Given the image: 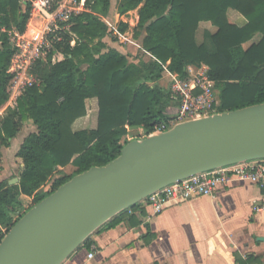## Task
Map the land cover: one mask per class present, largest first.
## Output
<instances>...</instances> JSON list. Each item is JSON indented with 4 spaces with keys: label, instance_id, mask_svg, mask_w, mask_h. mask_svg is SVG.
Here are the masks:
<instances>
[{
    "label": "trees",
    "instance_id": "obj_1",
    "mask_svg": "<svg viewBox=\"0 0 264 264\" xmlns=\"http://www.w3.org/2000/svg\"><path fill=\"white\" fill-rule=\"evenodd\" d=\"M85 4V11L69 19L64 41L33 67L38 83L0 119V147H9L24 122L35 126L16 153L22 164L18 183L0 180V240L2 230L6 233L71 177L105 165L129 141L158 133L155 125L166 120L172 103L168 84L160 83L167 73L184 77L186 67L207 65L217 90V112L264 103V0H123L119 14L138 12L133 37H141L143 54L136 61L103 41L111 0ZM30 8L31 0H0V107L8 99L11 77L9 33L25 31ZM228 9L240 13L246 24L229 22ZM201 22L215 31H204L198 43ZM118 27L123 33L128 24ZM57 53L62 58L53 61ZM92 98L97 101L96 127L74 131L73 123L86 115V100ZM134 128L140 133L132 135ZM68 166L73 170L66 174ZM21 195L31 199L30 207H23Z\"/></svg>",
    "mask_w": 264,
    "mask_h": 264
},
{
    "label": "water",
    "instance_id": "obj_2",
    "mask_svg": "<svg viewBox=\"0 0 264 264\" xmlns=\"http://www.w3.org/2000/svg\"><path fill=\"white\" fill-rule=\"evenodd\" d=\"M255 159H264V103L133 139L116 158L74 175L28 209L0 240V264H61L97 229L156 190Z\"/></svg>",
    "mask_w": 264,
    "mask_h": 264
},
{
    "label": "crops",
    "instance_id": "obj_3",
    "mask_svg": "<svg viewBox=\"0 0 264 264\" xmlns=\"http://www.w3.org/2000/svg\"><path fill=\"white\" fill-rule=\"evenodd\" d=\"M128 14H134V18L127 19ZM229 17L228 20L237 26H243L247 22L235 10ZM116 20L118 23H127L128 29H131L138 22L137 9L125 14H119L117 10ZM35 29L32 22L28 34H33ZM8 107L7 103L0 107V119L7 114L5 112ZM84 120L86 118L81 117L75 122ZM29 122L31 121L24 122L22 129L9 141V147L14 148L15 155L23 139L33 131L31 128H35L34 125L30 127ZM27 126L30 128L26 129ZM20 133L27 134L21 136ZM9 147H0L2 173L5 171L3 150ZM18 161L21 162L19 158ZM1 172L0 180H11L6 179ZM26 198L30 200L25 195L20 197L23 207ZM263 205L264 183L259 185L236 179L226 187H218L209 196L198 195L187 200L172 201L156 215L152 214L151 207L143 200L134 208L117 214L92 233L66 262L264 264V209L255 210V207ZM92 244L96 246V251L93 258L87 260L86 254Z\"/></svg>",
    "mask_w": 264,
    "mask_h": 264
},
{
    "label": "built area",
    "instance_id": "obj_4",
    "mask_svg": "<svg viewBox=\"0 0 264 264\" xmlns=\"http://www.w3.org/2000/svg\"><path fill=\"white\" fill-rule=\"evenodd\" d=\"M85 3L86 0H31L25 31L9 33L13 55L7 68L11 76L6 88L8 106H16L22 93L38 83L32 72L33 67L64 41V35L70 29L69 19L85 11ZM32 22L36 29L33 34H28ZM118 36L120 38L121 34ZM74 43V40L70 41V45ZM185 71L184 77L167 73L172 103L166 109V120L155 125L159 132L183 121L217 113V90L208 75V67L188 66ZM234 179L262 185L264 159L238 162L189 176L156 190L145 201L151 207L152 214L156 215L172 201L187 200L198 195L209 196L215 189L226 187ZM263 209L264 205L255 207L256 211ZM95 251L96 246L92 244L86 259L93 258ZM61 264L68 263L65 260Z\"/></svg>",
    "mask_w": 264,
    "mask_h": 264
},
{
    "label": "rangeland",
    "instance_id": "obj_5",
    "mask_svg": "<svg viewBox=\"0 0 264 264\" xmlns=\"http://www.w3.org/2000/svg\"><path fill=\"white\" fill-rule=\"evenodd\" d=\"M123 1V0H121ZM118 2V0H111V5H110V9H109V14L107 18H103L104 21H106L107 23V35L103 38V41L107 44V46L111 49H115L117 51H120L121 53L128 55V60L129 61H136V57H139L143 54V50L140 46V40L141 37H133V35H131L132 31L134 29V27H132L131 29H127L125 32L121 33L120 38H118V20H116V14H117V10H118V5L121 3ZM23 4H24V0H22ZM119 3V4H118ZM232 9L227 10V17L230 16V14L232 13ZM127 19H131L134 18V14H128V16H126ZM230 18V17H229ZM228 18V19H229ZM230 22V21H229ZM209 30L211 32L215 31V27H213L209 22H201L198 26V29L196 31V41L198 43L202 42L203 40V36H204V31ZM258 39V36L254 37V41H256ZM247 45V44H246ZM62 58V55L60 54H56L54 57V60H59ZM200 66H206L207 65H200ZM199 66V67H200ZM195 67V66H194ZM85 68V67H84ZM168 74H166L162 80L160 81V83L162 85H167L168 84ZM16 106H9L8 109L6 110L5 113L12 111L13 109H15ZM5 115V114H4ZM86 118V120L82 121V122H74L72 125V128L74 130L77 129H88V128H95L96 123H97V101L95 98L92 99H88L86 100V115L84 116ZM30 127L32 124V122H29ZM26 124V123H25ZM29 126H27L26 129L30 128ZM31 129H33V131L35 130L34 127H32ZM28 131V130H26ZM140 133L139 129H131V134L135 135ZM21 136L25 135L27 133H20ZM3 158L5 160V171L2 173L5 175L6 179H12L14 178L20 168H21V162L18 161V158L16 157V155L14 154V148L9 147L7 150H3ZM73 170L72 166H68L65 168V173L68 174ZM24 208H28L32 205L31 199L29 200L28 198H26L24 200ZM2 233L5 234V230H2Z\"/></svg>",
    "mask_w": 264,
    "mask_h": 264
}]
</instances>
